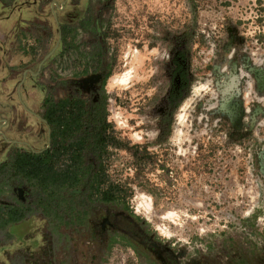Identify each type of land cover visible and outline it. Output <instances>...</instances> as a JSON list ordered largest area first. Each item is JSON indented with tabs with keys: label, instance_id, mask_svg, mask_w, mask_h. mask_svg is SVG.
Returning <instances> with one entry per match:
<instances>
[{
	"label": "rangeland",
	"instance_id": "obj_1",
	"mask_svg": "<svg viewBox=\"0 0 264 264\" xmlns=\"http://www.w3.org/2000/svg\"><path fill=\"white\" fill-rule=\"evenodd\" d=\"M68 25L61 37L49 20L33 22L22 44L54 99L93 94L109 71L106 121L122 146L108 151L107 180L130 191L115 206L182 262L264 264V0H88ZM181 49L192 82L174 108L167 92ZM19 113L15 138L44 147L46 127ZM115 206L98 205L91 221ZM60 231L68 241L40 216L0 229V264H142L91 229Z\"/></svg>",
	"mask_w": 264,
	"mask_h": 264
},
{
	"label": "trees",
	"instance_id": "obj_2",
	"mask_svg": "<svg viewBox=\"0 0 264 264\" xmlns=\"http://www.w3.org/2000/svg\"><path fill=\"white\" fill-rule=\"evenodd\" d=\"M92 49L100 60V43L94 41ZM186 57L187 50L181 49L171 61L167 99L174 108L184 100L192 82ZM108 76L106 71L97 91L87 97L74 93L43 98L41 116L48 128V147L38 153L12 150L0 163V198L5 196L7 201L0 205V229L40 216L52 238L59 241L67 238L60 228L84 231L90 211L98 205L126 203L129 189L109 183L106 173L109 149L122 146L106 121L103 85ZM5 236L11 238L7 232Z\"/></svg>",
	"mask_w": 264,
	"mask_h": 264
},
{
	"label": "flooded vegetation",
	"instance_id": "obj_3",
	"mask_svg": "<svg viewBox=\"0 0 264 264\" xmlns=\"http://www.w3.org/2000/svg\"><path fill=\"white\" fill-rule=\"evenodd\" d=\"M87 3L88 0H38L37 8L41 12L37 15L52 22L62 37L65 33L61 35V31L69 29L68 22L79 17ZM15 71L14 78L0 77V103L7 102L0 104V163L7 159L12 150L38 153L49 145L48 128L41 116V103L46 94L43 95L41 87L35 83L41 67L36 64ZM9 75L12 76L11 73ZM102 78L94 92L99 88ZM35 106H39V113L34 111ZM15 111L20 112L19 114L24 117H33L43 123L47 132V144L44 147L33 150L26 141L15 138L16 128L11 123V116ZM18 196L20 197L21 193H18ZM6 204V198L2 196L0 205ZM106 209L109 211H104L103 216L95 222L90 219L91 213L96 210L92 209L87 218V226L82 232L91 229L93 233L99 235L100 240L105 239L106 245L116 242L126 246L142 264H197L193 258L182 262L172 248L157 241L154 235L148 233L147 227L143 226L142 222H136L132 212L127 208L115 206ZM61 229L63 228L59 229L60 233H62ZM61 239L68 241V237L65 239L63 236Z\"/></svg>",
	"mask_w": 264,
	"mask_h": 264
},
{
	"label": "crops",
	"instance_id": "obj_4",
	"mask_svg": "<svg viewBox=\"0 0 264 264\" xmlns=\"http://www.w3.org/2000/svg\"><path fill=\"white\" fill-rule=\"evenodd\" d=\"M37 2L38 0H0V77L14 78L16 69L33 64L29 62L35 50L27 48L30 45L24 46L22 40L31 31L27 27L33 22L43 21L37 15L41 12L37 8Z\"/></svg>",
	"mask_w": 264,
	"mask_h": 264
},
{
	"label": "water",
	"instance_id": "obj_5",
	"mask_svg": "<svg viewBox=\"0 0 264 264\" xmlns=\"http://www.w3.org/2000/svg\"><path fill=\"white\" fill-rule=\"evenodd\" d=\"M97 79H98V75L95 76V77L93 78V80L91 79V81H92V82H95V81H97Z\"/></svg>",
	"mask_w": 264,
	"mask_h": 264
},
{
	"label": "bare ground",
	"instance_id": "obj_6",
	"mask_svg": "<svg viewBox=\"0 0 264 264\" xmlns=\"http://www.w3.org/2000/svg\"><path fill=\"white\" fill-rule=\"evenodd\" d=\"M111 82V81H110ZM112 82H114V81H112ZM121 82V81H120ZM116 83V82H115ZM113 84V83H112ZM119 85V84H118ZM115 86V85H114Z\"/></svg>",
	"mask_w": 264,
	"mask_h": 264
}]
</instances>
